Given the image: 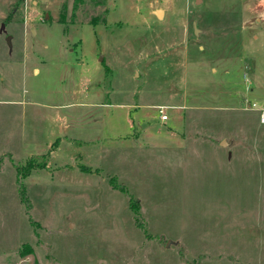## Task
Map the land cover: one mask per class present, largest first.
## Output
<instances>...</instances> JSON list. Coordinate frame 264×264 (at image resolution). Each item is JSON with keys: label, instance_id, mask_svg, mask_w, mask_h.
<instances>
[{"label": "rangeland", "instance_id": "rangeland-1", "mask_svg": "<svg viewBox=\"0 0 264 264\" xmlns=\"http://www.w3.org/2000/svg\"><path fill=\"white\" fill-rule=\"evenodd\" d=\"M0 100V264H264V0H0Z\"/></svg>", "mask_w": 264, "mask_h": 264}, {"label": "built area", "instance_id": "built-area-1", "mask_svg": "<svg viewBox=\"0 0 264 264\" xmlns=\"http://www.w3.org/2000/svg\"><path fill=\"white\" fill-rule=\"evenodd\" d=\"M254 106H255V104L253 103L252 104V107H254ZM157 108H158V113L160 115V119L162 121H166L168 119V115L166 113V107H164V106H158ZM262 120H263V118H262Z\"/></svg>", "mask_w": 264, "mask_h": 264}, {"label": "crops", "instance_id": "crops-1", "mask_svg": "<svg viewBox=\"0 0 264 264\" xmlns=\"http://www.w3.org/2000/svg\"><path fill=\"white\" fill-rule=\"evenodd\" d=\"M35 73H38V68H34V70H33ZM0 102H2L3 104H8V103H13V101H11V100H0ZM168 119H169V117H168ZM167 119V120H168ZM59 124V127H60V129H61V124L60 123H58ZM225 143V142H224Z\"/></svg>", "mask_w": 264, "mask_h": 264}, {"label": "trees", "instance_id": "trees-1", "mask_svg": "<svg viewBox=\"0 0 264 264\" xmlns=\"http://www.w3.org/2000/svg\"><path fill=\"white\" fill-rule=\"evenodd\" d=\"M98 18L97 17H92L91 19H90V22L91 23H93V24H96V23H98ZM28 169L25 171L26 173L28 172V170H30L31 168H32V166H31V164L27 167ZM24 174V173H23Z\"/></svg>", "mask_w": 264, "mask_h": 264}, {"label": "water", "instance_id": "water-1", "mask_svg": "<svg viewBox=\"0 0 264 264\" xmlns=\"http://www.w3.org/2000/svg\"><path fill=\"white\" fill-rule=\"evenodd\" d=\"M154 13H155V15H156L157 17H161V15H162V11H161V9H157V10H155ZM7 41H8V43H9V45H10V37L7 39Z\"/></svg>", "mask_w": 264, "mask_h": 264}]
</instances>
